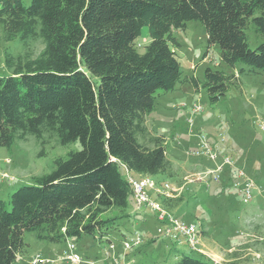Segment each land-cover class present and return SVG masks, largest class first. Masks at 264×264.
I'll use <instances>...</instances> for the list:
<instances>
[{"label": "trees", "instance_id": "1", "mask_svg": "<svg viewBox=\"0 0 264 264\" xmlns=\"http://www.w3.org/2000/svg\"><path fill=\"white\" fill-rule=\"evenodd\" d=\"M189 20L202 23L208 45L219 46L227 65L264 71V0H0L2 37H17L25 47L23 54H5L0 146L29 135L42 145L45 136L80 144L55 158L49 173L19 185L7 202L0 199V264H13L24 251L25 231L61 243L101 236L128 216L132 190L121 167L158 184L176 177L165 139L150 132L146 114L181 80L172 31ZM250 24L263 38L256 48L247 42ZM143 26L150 41L140 53L135 40ZM37 40L42 49L34 55L30 45ZM204 74L201 85L212 102L238 84L234 73L206 68ZM154 197L172 212L184 202L180 194ZM111 210L120 213L101 218ZM201 256L181 253L178 263L215 264Z\"/></svg>", "mask_w": 264, "mask_h": 264}, {"label": "rangeland", "instance_id": "2", "mask_svg": "<svg viewBox=\"0 0 264 264\" xmlns=\"http://www.w3.org/2000/svg\"><path fill=\"white\" fill-rule=\"evenodd\" d=\"M172 32L179 42L175 52L181 66V80L174 89L157 96L153 109L146 114L150 132L164 137L167 157L176 172V177L168 182L176 188L182 187L177 194L184 202L171 212L206 232L205 235L199 232L201 255L215 264H264V71L248 72L244 63L236 62L231 67L223 62L219 46L208 45L200 21L189 20L184 29ZM246 34L250 48H256L263 40L252 24ZM149 41L148 29L143 26L135 40L137 50L144 52ZM30 46L34 55L42 49L39 40ZM24 51L17 37L5 40L0 30V75L9 74L4 64L5 54L17 56ZM206 68L234 73L238 84H231L223 96L212 102L201 85ZM241 68L246 72L240 73ZM191 76L200 80L198 86L185 80ZM194 105L200 110L194 112ZM202 138L218 151L219 157L229 156L234 167L252 179L255 188L249 199L235 187L239 178L230 168L219 173L217 181L211 178L208 171L213 170L214 163L202 154L193 153ZM44 141L42 145L29 135L24 140H15L10 147L0 146V199L7 202L19 185L49 173L55 158L80 149L78 141L60 144L56 138L47 136ZM120 171L125 177V169L121 167ZM152 196L156 195L152 192ZM128 204L129 215L116 219L101 236L84 234L66 242L51 243L25 231L24 251L13 264H73L63 258L69 243L74 244L73 250L83 258L75 264H90L88 259L93 264L109 261L111 264L114 257L130 264H179L181 253L203 259L187 244H175L162 237L157 232L160 222L155 213L143 207L138 209L132 195ZM119 213L107 211L101 218ZM134 231L142 235V242L125 250L123 236ZM109 241L113 243L112 249L108 247ZM35 258L38 262L33 261Z\"/></svg>", "mask_w": 264, "mask_h": 264}, {"label": "built area", "instance_id": "3", "mask_svg": "<svg viewBox=\"0 0 264 264\" xmlns=\"http://www.w3.org/2000/svg\"><path fill=\"white\" fill-rule=\"evenodd\" d=\"M194 112L199 111L200 107L194 105ZM198 150L193 153L196 155H204L214 163L213 170L208 171L213 180H218L219 173H223L224 169L230 168L234 171V175L239 178L235 182V187H239V191L245 195L246 199L252 196L251 191L255 188L254 182L249 178L244 171L234 167L233 161L229 156L222 155L209 143L202 138L199 142ZM219 155V156H218ZM126 180L128 181L135 205L138 209L147 208L155 213L157 220L160 222L157 232L164 238L171 239L175 244L185 243L191 250L202 254L203 251L199 246L200 233L196 223L185 222L176 217L170 210L166 209L161 202L152 196V192L156 195L175 196L182 187H174L168 181L158 184L151 176H134L126 171ZM110 242V241H109ZM142 242V235L138 231H134L130 236H123V247L125 250L134 248ZM109 249L113 248V243L108 245ZM74 244L69 243L67 249L63 251V258L72 263H80L83 258L74 250ZM38 262V258L33 260ZM42 261V259L40 260ZM90 264H93L89 260ZM111 264H130L123 262L114 257Z\"/></svg>", "mask_w": 264, "mask_h": 264}, {"label": "crops", "instance_id": "4", "mask_svg": "<svg viewBox=\"0 0 264 264\" xmlns=\"http://www.w3.org/2000/svg\"><path fill=\"white\" fill-rule=\"evenodd\" d=\"M77 253V252H76ZM88 260H90V259H88ZM66 262H68L67 260H65ZM69 263H70V261H69ZM72 263V262H71ZM73 264H75V263H73ZM106 264H110V261L108 262V263H106Z\"/></svg>", "mask_w": 264, "mask_h": 264}]
</instances>
